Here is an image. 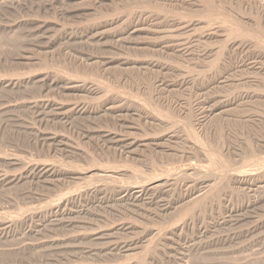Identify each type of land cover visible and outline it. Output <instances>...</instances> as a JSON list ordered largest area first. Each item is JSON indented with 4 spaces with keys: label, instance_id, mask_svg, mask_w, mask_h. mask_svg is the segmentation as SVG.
<instances>
[{
    "label": "rangeland",
    "instance_id": "374dc122",
    "mask_svg": "<svg viewBox=\"0 0 264 264\" xmlns=\"http://www.w3.org/2000/svg\"><path fill=\"white\" fill-rule=\"evenodd\" d=\"M0 264H264V0H0Z\"/></svg>",
    "mask_w": 264,
    "mask_h": 264
}]
</instances>
